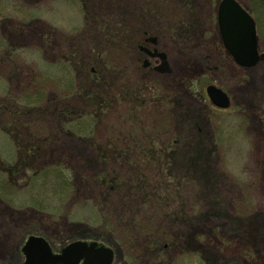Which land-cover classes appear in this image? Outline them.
Returning <instances> with one entry per match:
<instances>
[{
  "label": "rangeland",
  "instance_id": "374dc122",
  "mask_svg": "<svg viewBox=\"0 0 264 264\" xmlns=\"http://www.w3.org/2000/svg\"><path fill=\"white\" fill-rule=\"evenodd\" d=\"M219 1L0 0V179L9 181L0 187L3 264L19 261L27 235L43 237L53 251L82 232L87 241L97 238L85 231L92 213L81 202L70 206L56 193L45 202L51 212L26 201L24 174L31 171L23 153L47 143L41 164L76 163L84 178L98 170L86 138L70 134L87 132L88 115L62 121L59 113L65 106L91 112L81 91L95 72L108 105L93 116L92 143H115L116 153L106 149L111 168L121 180L136 182L140 174L144 182L134 198L124 184L111 193L114 227L103 241L115 256L111 264H264V66L233 69L218 32ZM237 1L254 14L264 50V0ZM138 46L161 53L165 68H155L159 59L143 66ZM208 84L230 95L229 108L210 104ZM178 137L167 160L163 152ZM134 139L133 153H125ZM176 198L184 199L185 223L176 217ZM120 238L137 240L133 258ZM157 238L169 241L158 255L147 244Z\"/></svg>",
  "mask_w": 264,
  "mask_h": 264
},
{
  "label": "trees",
  "instance_id": "16d2710c",
  "mask_svg": "<svg viewBox=\"0 0 264 264\" xmlns=\"http://www.w3.org/2000/svg\"><path fill=\"white\" fill-rule=\"evenodd\" d=\"M189 1V0H188ZM3 23L0 24V38L3 35L1 30L5 27ZM144 33V32H143ZM146 38V37H145ZM5 48V47H4ZM139 48V46H138ZM88 89H82L81 91V96L85 98V100L92 105L90 106L91 112L86 113L85 112H79L78 110L71 109L67 106L61 108L60 112L61 113V118L63 119L62 121L66 120V117L69 114H76L79 115V117H85V115H88L86 117V120L89 124H85V127L82 126L83 130L87 132H70L72 133H80L86 138V141H88V145H90L94 151L93 154V159L98 161V164L100 167L98 170H93L89 171L85 178L81 176L80 170L77 167L76 163H72V166H62L59 164H41L39 161V157L42 156L39 153V149H41L43 146H47V143H42V144H31L29 147L31 150H24V157L28 156V160L25 162L24 161V170H29L31 173L28 175L24 174V178L27 184L26 192L28 195V201L29 203L32 204L33 208H38L40 210H49L52 212V207L49 209L45 208L47 205L45 202L50 201L49 203H52L51 198L56 195V193L62 194V201L67 203H70V206L75 205L77 202H81L84 206L83 208H86V210L92 215L90 216V219L88 221V227L85 231H88L91 233L92 237H97L95 238L99 242L104 243L103 241H110L108 237V230L111 229L113 226V212H112V206L108 202L110 201V196L112 192H116L117 188L121 185L124 184L126 185V193L127 195H130L132 198L135 196H139L142 194V189L140 186L144 185V182L142 181L143 176L140 174H135L136 182H132L131 176H128L127 179L121 180L119 171L117 169H112L108 160H111L112 158H108V155L106 154V149L107 151H110V154L116 153L114 147L115 143L113 142H106V143H99L94 141L92 143V138L94 136L93 132V125L91 127V124L94 122V115L97 116L99 114L102 115L103 113V108L108 105L107 98L104 100L102 94L104 95L105 93L103 92H98L97 88H100V82L103 80L102 75H100L98 72L91 73L90 76L88 77ZM100 91V90H99ZM108 95V94H105ZM43 94H39L40 99ZM60 118V119H61ZM82 125V124H81ZM68 133V132H67ZM115 142L116 138H114ZM179 143V137L173 140L172 142L168 143L166 146V149H168V152H163L167 154V160L171 159V156L173 153L176 151V145ZM18 145V142H16ZM46 144V145H45ZM151 142H150V147H149V152L152 151L151 147ZM131 147V148H130ZM136 147V140H131L130 145L126 147L124 145V152H129L133 153L132 148L134 149ZM129 149V151H127ZM122 150V151H123ZM121 151V150H120ZM154 152V150L152 151ZM162 153V154H163ZM31 156V158H30ZM112 157V155H111ZM145 157L149 158V154L145 155ZM38 158L37 165L34 167L35 159ZM191 158L197 159L196 155ZM90 162V160H88ZM96 161V162H97ZM97 164V163H96ZM87 167L88 165L85 164ZM90 166V165H89ZM97 166V165H95ZM132 167V170H134L135 165L133 162L130 163L129 165ZM136 166H138L136 164ZM28 168V169H27ZM31 169V170H30ZM164 169V168H162ZM13 170L7 167V171ZM90 170V169H89ZM125 170V168H124ZM123 170V172H124ZM136 170V169H135ZM15 173L11 174L12 175H18V172L14 170ZM134 172V171H133ZM132 172V174H133ZM131 174V175H132ZM172 174L167 170L164 172V178L167 181V185H173V181L171 179ZM130 178V180H129ZM5 184V186H8L9 181H1ZM177 189V188H175ZM168 191V190H167ZM50 195L49 199H39V195ZM178 199L177 202L179 205L175 206L176 212L179 214V222L185 223L186 218H182L184 215L186 216L187 214L185 213V206H184V199ZM59 201V202H62ZM44 206V207H43ZM54 209V208H53ZM177 219V218H176ZM136 225V223H133ZM130 227V226H129ZM100 229V232L98 230ZM79 233V232H78ZM82 233L77 234L80 237L86 239L87 237H84ZM87 236V235H86ZM101 239V240H99ZM141 239V238H140ZM174 239V238H173ZM142 240H145V236L143 237ZM141 240V241H142ZM137 240L130 241L129 239L126 240L124 238H120V244L123 247V249H130L131 253L127 254L130 256V258H133L132 256V247L134 248V243ZM169 241H165L162 238H157V239H151L148 240L149 246L156 250L157 255L160 251H163L165 248H167ZM119 246V245H118ZM120 247V246H119ZM121 248V247H120ZM122 250L120 251V253Z\"/></svg>",
  "mask_w": 264,
  "mask_h": 264
},
{
  "label": "water",
  "instance_id": "95a60500",
  "mask_svg": "<svg viewBox=\"0 0 264 264\" xmlns=\"http://www.w3.org/2000/svg\"><path fill=\"white\" fill-rule=\"evenodd\" d=\"M217 20L220 28L221 38L224 46L235 59L236 62L243 66L254 64L259 55L257 53L255 24L249 13L237 2V0H220L218 5ZM161 57L163 55L159 54ZM162 68H165V63H161ZM205 92L210 102L220 108L228 107L230 104L229 97L219 87L208 84L205 86ZM38 240L37 246L42 245L46 250L47 245L41 238L30 237L26 245ZM95 242L89 245L95 246ZM86 246L85 242H74L65 247L62 252L65 255L71 251L73 247ZM90 251V250H89ZM111 249L99 248L90 251L86 257V264H109L111 259ZM62 254V255H63ZM29 259V257H28Z\"/></svg>",
  "mask_w": 264,
  "mask_h": 264
},
{
  "label": "flooded vegetation",
  "instance_id": "af4514ba",
  "mask_svg": "<svg viewBox=\"0 0 264 264\" xmlns=\"http://www.w3.org/2000/svg\"><path fill=\"white\" fill-rule=\"evenodd\" d=\"M249 13L251 14V16L253 17L255 21V29L257 32V21L255 17L253 16L254 14L251 11ZM218 32H219V29H218ZM256 44H257V52H258L259 58L254 64L250 66H243L237 63L235 59L231 56V54L224 48L223 45L222 47H223L224 55L231 60V63H232L231 66L233 67V69L237 68L238 70H242V69L247 70V69H253L257 67L259 68V67L264 66V50L260 46L258 35L256 38ZM139 50L146 57L142 59V65L145 67L150 68V66H152L151 61L156 60V59H159L160 61H164V60H161V57L157 54L158 52L155 51L153 48L148 49V48H144L140 46ZM161 67L162 66L160 65V67L156 66L155 68L160 69ZM216 68L217 66L210 67V69H216ZM1 181H4V180L0 179V187L2 186L1 188H3L5 184ZM29 236L30 235H27L25 240L22 239L21 242L19 243L20 245L18 247L19 249L18 252L20 253V256H19V261L16 264H86V257L89 255V252L99 249V245H96L94 247L91 246L89 249V244H86V246L73 247L71 251H68L64 255L63 252L61 251V248L57 249L56 251H53L52 248H50V246L47 243H46L47 245L46 250L43 248L42 245L37 246L36 244L40 242V241L38 242V240H32L29 246L28 244L26 245L25 243ZM8 259L1 258L0 259L1 261H5V260L6 261L0 264L7 263ZM99 264H104V262H100Z\"/></svg>",
  "mask_w": 264,
  "mask_h": 264
}]
</instances>
